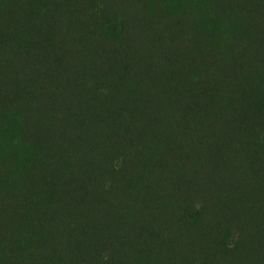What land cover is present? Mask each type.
Here are the masks:
<instances>
[{"label": "trees", "instance_id": "16d2710c", "mask_svg": "<svg viewBox=\"0 0 264 264\" xmlns=\"http://www.w3.org/2000/svg\"><path fill=\"white\" fill-rule=\"evenodd\" d=\"M0 264H264V0H0Z\"/></svg>", "mask_w": 264, "mask_h": 264}]
</instances>
